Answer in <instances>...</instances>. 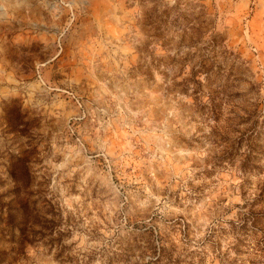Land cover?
Returning <instances> with one entry per match:
<instances>
[{"label": "rangeland", "instance_id": "obj_1", "mask_svg": "<svg viewBox=\"0 0 264 264\" xmlns=\"http://www.w3.org/2000/svg\"><path fill=\"white\" fill-rule=\"evenodd\" d=\"M0 264H264V0H0Z\"/></svg>", "mask_w": 264, "mask_h": 264}, {"label": "trees", "instance_id": "obj_2", "mask_svg": "<svg viewBox=\"0 0 264 264\" xmlns=\"http://www.w3.org/2000/svg\"><path fill=\"white\" fill-rule=\"evenodd\" d=\"M17 168H20L21 172H23L25 174V176L27 177V175H29V172L27 171V168H21L20 166L17 167ZM18 171V170H17ZM15 174V173H14ZM16 177V176H15ZM27 187V186H25ZM22 188H17L14 193L18 194V192H20ZM13 193V192H12ZM11 193V194H12ZM29 204L28 202H20V207L19 208H15V212H18V213H22L24 216H28V213H29ZM9 217H10V214H9ZM11 218H12V215H11Z\"/></svg>", "mask_w": 264, "mask_h": 264}]
</instances>
